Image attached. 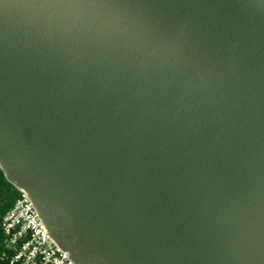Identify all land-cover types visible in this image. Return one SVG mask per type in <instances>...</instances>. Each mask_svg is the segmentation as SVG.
<instances>
[{
    "label": "water",
    "instance_id": "water-1",
    "mask_svg": "<svg viewBox=\"0 0 264 264\" xmlns=\"http://www.w3.org/2000/svg\"><path fill=\"white\" fill-rule=\"evenodd\" d=\"M0 169L74 264H264V0H0Z\"/></svg>",
    "mask_w": 264,
    "mask_h": 264
},
{
    "label": "built area",
    "instance_id": "built-area-1",
    "mask_svg": "<svg viewBox=\"0 0 264 264\" xmlns=\"http://www.w3.org/2000/svg\"><path fill=\"white\" fill-rule=\"evenodd\" d=\"M6 254L0 264H74L49 236L29 196L17 197L0 220Z\"/></svg>",
    "mask_w": 264,
    "mask_h": 264
},
{
    "label": "trees",
    "instance_id": "trees-1",
    "mask_svg": "<svg viewBox=\"0 0 264 264\" xmlns=\"http://www.w3.org/2000/svg\"><path fill=\"white\" fill-rule=\"evenodd\" d=\"M17 197V189L13 187L5 178L0 169V220L4 213L10 208ZM6 249L2 243V232L0 230V257L6 254Z\"/></svg>",
    "mask_w": 264,
    "mask_h": 264
}]
</instances>
